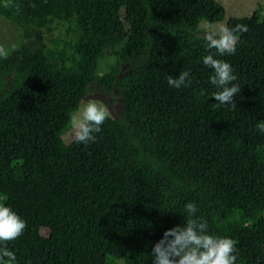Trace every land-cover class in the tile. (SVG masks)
<instances>
[{
  "label": "trees",
  "instance_id": "trees-1",
  "mask_svg": "<svg viewBox=\"0 0 264 264\" xmlns=\"http://www.w3.org/2000/svg\"><path fill=\"white\" fill-rule=\"evenodd\" d=\"M223 15L216 0H0L21 40L0 57V203L26 222L7 245L16 264H152L188 202L208 234L237 241L236 264H264V17L226 21L248 28L234 55L215 57L241 87L233 108L215 106L195 34ZM54 23L68 40L46 47ZM186 70L190 87L168 85ZM92 84L117 92L120 116L95 142L65 144L58 134Z\"/></svg>",
  "mask_w": 264,
  "mask_h": 264
},
{
  "label": "clouds",
  "instance_id": "clouds-1",
  "mask_svg": "<svg viewBox=\"0 0 264 264\" xmlns=\"http://www.w3.org/2000/svg\"><path fill=\"white\" fill-rule=\"evenodd\" d=\"M8 5L6 4L5 7ZM205 47L209 54L202 58L204 66L212 70L209 83L217 91L212 94L215 106L236 107L234 97L240 93L241 87L233 83L237 76L232 66L225 60L215 58L234 55L240 34L248 31L244 24L228 27L226 24L212 25L204 22L202 26ZM215 49V52L211 50ZM8 50L0 45V57L7 58ZM170 87L188 88L192 84L189 71H182L177 76H168ZM201 96L204 92L201 91ZM109 116L106 106H100L95 101H88L81 105V111L74 116V140L76 143L88 145L95 142L96 134ZM256 129L264 133V121L256 124ZM186 219L182 226L178 225L164 231L162 238L152 247V264H236L237 241L208 234V223L197 215L195 203L184 205ZM26 228V222L10 207L0 203V264H16V255L10 250L8 242L18 239Z\"/></svg>",
  "mask_w": 264,
  "mask_h": 264
},
{
  "label": "rangeland",
  "instance_id": "rangeland-1",
  "mask_svg": "<svg viewBox=\"0 0 264 264\" xmlns=\"http://www.w3.org/2000/svg\"><path fill=\"white\" fill-rule=\"evenodd\" d=\"M220 3L224 9L223 18L212 25L226 24V21L230 17H246L249 16L253 11H257L264 17V0H216ZM204 22H200L198 25V31L195 34L203 35L202 26ZM66 25H60L54 23L51 26L50 32H42V42L44 46L50 47V40L58 39L59 46L61 41L68 40V34L65 31ZM20 31L18 28L10 25L3 18H0V45H3L8 53L10 50L16 48L20 43ZM110 55H106L103 60L99 62V74L106 71V66L112 61ZM119 96L117 92L112 89V91H105L96 84L89 85L87 88L86 96L80 102L77 110L71 114L70 122L66 125L58 134V137L65 143L68 144L72 137L74 136L73 119L74 116L78 115L81 111V105L87 103L88 101H95L100 106H106L109 110V118L119 117L121 113ZM41 249L49 252H54L56 245L50 241L46 236L40 240Z\"/></svg>",
  "mask_w": 264,
  "mask_h": 264
},
{
  "label": "water",
  "instance_id": "water-1",
  "mask_svg": "<svg viewBox=\"0 0 264 264\" xmlns=\"http://www.w3.org/2000/svg\"><path fill=\"white\" fill-rule=\"evenodd\" d=\"M119 102H120V106L119 107L121 108V100L120 99H119Z\"/></svg>",
  "mask_w": 264,
  "mask_h": 264
}]
</instances>
